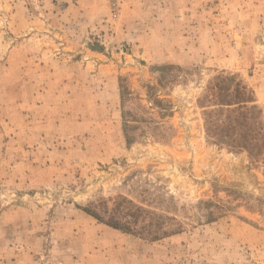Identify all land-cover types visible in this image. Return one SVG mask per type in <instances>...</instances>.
I'll return each instance as SVG.
<instances>
[{"label":"rangeland","instance_id":"rangeland-1","mask_svg":"<svg viewBox=\"0 0 264 264\" xmlns=\"http://www.w3.org/2000/svg\"><path fill=\"white\" fill-rule=\"evenodd\" d=\"M230 100L264 132V0H0V264H264ZM123 198L138 232L83 211Z\"/></svg>","mask_w":264,"mask_h":264},{"label":"trees","instance_id":"trees-1","mask_svg":"<svg viewBox=\"0 0 264 264\" xmlns=\"http://www.w3.org/2000/svg\"><path fill=\"white\" fill-rule=\"evenodd\" d=\"M237 96L240 97V94L237 93ZM233 105H237V107L230 108ZM254 110L253 107H246V101L244 100H239L236 103H232L231 100L226 103L222 101L216 110L207 112V118L209 117V120L207 119V131L212 135H219L218 141L222 142L227 137L232 138L237 133V125L243 126L245 127V131L240 136L241 142L237 138L233 139V147L239 150H249L251 146L253 148L259 146L261 150L264 148V132L261 127H256L258 123L254 117ZM242 136L244 137V141L241 139ZM261 137L262 140H257ZM127 141L130 142L128 134ZM122 207L125 211H122ZM83 211L98 222L115 230H120L124 233H134L138 232V230H135L134 224L139 222L142 209L123 198V201L117 204V207L111 211L107 219L94 208H84ZM105 213H109L108 208H105Z\"/></svg>","mask_w":264,"mask_h":264}]
</instances>
